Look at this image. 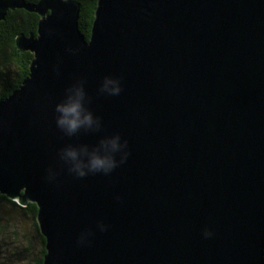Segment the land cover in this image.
Returning <instances> with one entry per match:
<instances>
[{
    "label": "water",
    "instance_id": "95a60500",
    "mask_svg": "<svg viewBox=\"0 0 264 264\" xmlns=\"http://www.w3.org/2000/svg\"><path fill=\"white\" fill-rule=\"evenodd\" d=\"M17 9L41 20L16 40L29 78L0 99V194L37 204L43 264H264V0H99L89 40L75 1L0 0V22ZM105 76L119 96L98 94ZM80 81L103 129L69 138L55 106ZM116 133L110 175L58 158Z\"/></svg>",
    "mask_w": 264,
    "mask_h": 264
},
{
    "label": "clouds",
    "instance_id": "9594fccd",
    "mask_svg": "<svg viewBox=\"0 0 264 264\" xmlns=\"http://www.w3.org/2000/svg\"><path fill=\"white\" fill-rule=\"evenodd\" d=\"M123 91L122 81L118 77L105 76L101 81L98 94L103 96H119ZM89 97L83 81L72 84L65 89L64 98L55 106L56 127L69 138L80 133H99L103 129L102 119L95 115L87 106ZM128 144L119 133L101 137L94 146L80 144L67 145L60 149L59 160L67 166L69 173L78 179L89 175H110L128 158ZM56 173L49 170L48 179L54 180ZM100 231H106L107 226L98 224ZM204 236H211L205 230ZM83 238V237H82Z\"/></svg>",
    "mask_w": 264,
    "mask_h": 264
},
{
    "label": "trees",
    "instance_id": "16d2710c",
    "mask_svg": "<svg viewBox=\"0 0 264 264\" xmlns=\"http://www.w3.org/2000/svg\"><path fill=\"white\" fill-rule=\"evenodd\" d=\"M40 0H26L36 4ZM80 4V30L89 40L96 18L99 0H72ZM41 17L24 9L9 11L4 21L0 22V99L9 97L21 88L30 76L34 54L21 52L17 48L16 40L20 35L29 37L37 35ZM19 217H27L32 222L34 235L38 238V254L32 264H43L47 254L46 239L41 233L38 223V206L28 203L21 206L17 201L0 194V235L6 233L10 221ZM28 240V238H26Z\"/></svg>",
    "mask_w": 264,
    "mask_h": 264
},
{
    "label": "rangeland",
    "instance_id": "374dc122",
    "mask_svg": "<svg viewBox=\"0 0 264 264\" xmlns=\"http://www.w3.org/2000/svg\"><path fill=\"white\" fill-rule=\"evenodd\" d=\"M5 231L0 235V264H32L39 247L29 218L17 216Z\"/></svg>",
    "mask_w": 264,
    "mask_h": 264
}]
</instances>
